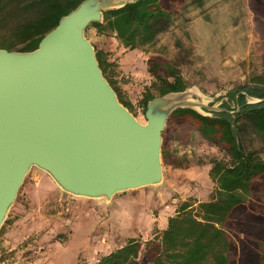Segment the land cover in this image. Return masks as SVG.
I'll use <instances>...</instances> for the list:
<instances>
[{
	"label": "rangeland",
	"instance_id": "rangeland-1",
	"mask_svg": "<svg viewBox=\"0 0 264 264\" xmlns=\"http://www.w3.org/2000/svg\"><path fill=\"white\" fill-rule=\"evenodd\" d=\"M185 3L183 8H172L170 21L153 44L137 50L135 57H125L122 63L119 59L128 50L115 47L112 36L98 34L94 27L85 30L94 48L107 52L111 65L105 68V76L141 123L145 122L142 96L154 81L146 72L149 57L170 62L187 88L210 97L212 103L226 104L230 110L235 107L230 90L251 86L256 76L264 75V27L260 25L264 19L256 9L258 4L264 8V0ZM9 24H0V41L10 35ZM122 65H131V69H122ZM150 92L157 93L153 87ZM238 123L242 146L264 160V141L246 120ZM214 160H228L220 145L203 138L190 120L172 116L162 132L163 179L157 186L117 193L106 202L67 194L48 174L32 167L0 227V264L95 262L149 229L154 212L165 213L171 200L208 199L213 187L208 171ZM248 207L250 217L264 214V177L254 182ZM149 234L139 235L143 243L152 238ZM230 237L234 242L243 238L235 232Z\"/></svg>",
	"mask_w": 264,
	"mask_h": 264
},
{
	"label": "water",
	"instance_id": "water-1",
	"mask_svg": "<svg viewBox=\"0 0 264 264\" xmlns=\"http://www.w3.org/2000/svg\"><path fill=\"white\" fill-rule=\"evenodd\" d=\"M136 1L82 0L35 49L0 48V227L32 167L67 194L107 202L161 184L162 132L172 112L237 111L187 87L149 100L144 123L119 102L85 30Z\"/></svg>",
	"mask_w": 264,
	"mask_h": 264
},
{
	"label": "trees",
	"instance_id": "trees-1",
	"mask_svg": "<svg viewBox=\"0 0 264 264\" xmlns=\"http://www.w3.org/2000/svg\"><path fill=\"white\" fill-rule=\"evenodd\" d=\"M82 0H0V24H9L10 35L0 41V48L15 51L35 49L41 38L52 30L59 19L74 9ZM199 2L200 0H194ZM186 0H139L120 8L103 12L100 22H92L98 34H108L118 46L128 51L141 50L156 41L160 29L170 21L171 11ZM173 8V9H172ZM257 12L264 19L262 4ZM264 27V20L260 22ZM105 76L109 64L107 52L94 48ZM147 71L154 81L142 96V109L156 96L182 91L187 86L170 62L146 60ZM107 79V78H106ZM119 102L128 110L130 103L122 100L114 87ZM235 102L234 114L214 112L203 116L180 108L172 116L190 120L197 131L209 142H217L228 160H214L208 171L213 184L205 201L187 199L175 209L165 229L155 232L144 243L128 238L95 262L88 264H264V214L250 217L248 207L254 182L264 177V160L255 151L245 149L240 142V120H246L257 136L264 141V100L247 103V97L264 98V75L255 77V84L230 90ZM230 110L226 104H222ZM168 120V119H167ZM248 213V214H247ZM252 216H255L252 214ZM243 236L234 242L230 233ZM140 256H143L140 259Z\"/></svg>",
	"mask_w": 264,
	"mask_h": 264
},
{
	"label": "crops",
	"instance_id": "crops-1",
	"mask_svg": "<svg viewBox=\"0 0 264 264\" xmlns=\"http://www.w3.org/2000/svg\"><path fill=\"white\" fill-rule=\"evenodd\" d=\"M112 40L114 41V43L116 44L115 45V47L118 45L117 43H116V40L114 39V38H112ZM112 49H113V47H111ZM120 49H122L123 47L122 46H120L119 47ZM111 49V50H112ZM124 49V48H123ZM137 50H134V51H129V52H127V53H124L121 57H120V59H119V62L121 61V63L122 62H124L125 61V57H130L131 55H133L134 57H135V55H138L137 54ZM139 53V52H138ZM131 65H126V66H124V65H122V69H126V70H130L131 69V67H130ZM146 72H147V70H146ZM141 194V193H140ZM209 198V197H208ZM184 200H186V199H177V198H175V199H173V200H171L168 204H166V207H168V209H167V211L165 212V213H163V212H161V211H155L154 212V219H153V221H154V223H153V225L151 226V227H149V229H146L144 232H145V234L146 233H150L149 235V238L150 237H152L153 236V234L155 233V232H159V231H161V230H163V229H165L166 228V226H167V220H168V218L170 217V216H172L174 213H175V209H176V207L182 202V201H184ZM205 200H207V197L206 198H204V197H199V199L197 200V201H205ZM156 213V214H155ZM155 229H156V231H155ZM144 232H141V233H136L135 234V237H130V238H137V239H140L141 240V238L139 237V235H141L142 233H144Z\"/></svg>",
	"mask_w": 264,
	"mask_h": 264
}]
</instances>
